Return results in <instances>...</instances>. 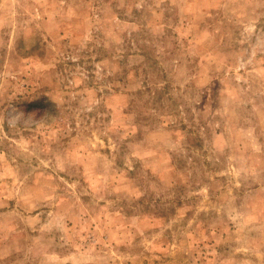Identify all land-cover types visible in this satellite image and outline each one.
Masks as SVG:
<instances>
[{"label": "rangeland", "instance_id": "1", "mask_svg": "<svg viewBox=\"0 0 264 264\" xmlns=\"http://www.w3.org/2000/svg\"><path fill=\"white\" fill-rule=\"evenodd\" d=\"M0 264H264V0H0Z\"/></svg>", "mask_w": 264, "mask_h": 264}, {"label": "trees", "instance_id": "2", "mask_svg": "<svg viewBox=\"0 0 264 264\" xmlns=\"http://www.w3.org/2000/svg\"><path fill=\"white\" fill-rule=\"evenodd\" d=\"M33 106L40 108L42 115H54L56 112L55 105H53L47 98L37 101Z\"/></svg>", "mask_w": 264, "mask_h": 264}, {"label": "clouds", "instance_id": "3", "mask_svg": "<svg viewBox=\"0 0 264 264\" xmlns=\"http://www.w3.org/2000/svg\"><path fill=\"white\" fill-rule=\"evenodd\" d=\"M249 30H251V28Z\"/></svg>", "mask_w": 264, "mask_h": 264}]
</instances>
